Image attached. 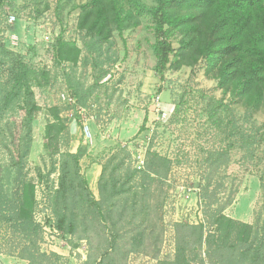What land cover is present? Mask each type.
Instances as JSON below:
<instances>
[{
    "label": "rangeland",
    "instance_id": "rangeland-1",
    "mask_svg": "<svg viewBox=\"0 0 264 264\" xmlns=\"http://www.w3.org/2000/svg\"><path fill=\"white\" fill-rule=\"evenodd\" d=\"M114 1L121 29L112 24L107 40L91 31L92 19L85 22L92 0H3L0 7V95L11 88L7 70L18 61L48 74V80L33 87L40 110L31 122L25 171L35 185V218L43 227L41 250L61 257L53 264H85L89 257L91 264L99 261L117 237L111 227L116 218L110 211L118 204L137 206L139 211L150 207L139 220L150 218L144 226L141 253L129 254L121 264H158L173 257L174 224L203 223L208 232L217 212L250 225L253 234L247 229L241 233L250 235L254 248L244 254L248 245L241 243L234 251L237 232H233L224 252L226 260L215 262L204 253L205 264H264V140L259 146L251 144L255 140L247 141L252 135H257V142L264 136V99L251 109L246 100L219 87L203 59L178 57L183 36L175 31L168 36L175 53L161 78L156 71L152 18L157 4L153 0ZM11 16L16 17L14 24L9 22ZM60 38L79 50L76 61L56 60ZM73 96L74 106L64 98ZM22 107L17 102L0 113V189L3 174L10 172L15 138L27 147L30 131ZM162 110L169 113L166 119ZM60 121L67 127L46 148L48 124L61 129ZM140 150L146 151V160L153 153L170 160L166 180H148L151 184L143 186L144 176L135 168ZM78 151L81 179L68 194L71 201L79 199L83 204L75 220L78 232L63 236L54 228L52 199L65 163L74 165L67 155ZM92 173L96 179L90 186ZM83 179L96 201L104 199L102 213L91 208ZM155 223L157 227L151 229ZM127 228L117 240L118 261L123 246L130 245L132 235L127 232L131 229ZM19 241L0 222V264H28L8 254L17 251ZM256 247H260L259 257Z\"/></svg>",
    "mask_w": 264,
    "mask_h": 264
},
{
    "label": "trees",
    "instance_id": "trees-1",
    "mask_svg": "<svg viewBox=\"0 0 264 264\" xmlns=\"http://www.w3.org/2000/svg\"><path fill=\"white\" fill-rule=\"evenodd\" d=\"M153 1L157 4L152 10V18L156 25L155 53L158 61L156 71L159 76L163 78L171 63V55L175 53L168 36L172 31L179 32L183 36V42L181 49L176 52L178 57L203 59L207 64V71L218 80L222 90L246 100L251 109L258 108L264 99V0ZM1 6L3 0H0ZM117 9L114 0L110 3L108 0H92L91 7L85 15V22L92 19L91 31L96 30L99 36H104L107 40L112 24L118 25L117 28L121 29L122 21ZM78 55L79 50L75 45L61 38L57 40L55 53L57 61H76ZM7 72L8 84L11 88L3 89V95H0V113L4 114L17 102L23 103L26 108H22L28 117L26 127L30 132L28 142L26 141L27 147L21 145L18 137L13 143L15 147L10 158V172L8 170L7 174H3V187L0 189V222L3 223V228L19 236L20 241L14 248L17 251H10L8 254H15L28 264H53L61 257L55 253L43 252L40 248L43 227L35 218V185L25 173L31 142V122L34 114L40 110L34 101L33 87L34 84L41 86V80H48V74L45 71H37L22 61L8 68ZM75 98L77 99L76 96ZM55 118L60 120L58 113L55 114ZM146 122L147 117L140 131L144 130ZM60 124H62L61 129H57L55 123L48 124L44 141L46 148H50L59 132L67 127L65 121H60ZM256 136H249L247 141L255 140L251 144L255 143L259 146L264 136L258 142ZM67 157L74 160V165L71 167L70 164L65 163L59 188L52 199V210L56 215L54 228L63 236L75 235L78 232V223L75 220L83 204V200L71 201L68 194L76 186V181L81 179L79 161L82 155L78 151L77 154L70 153ZM170 163L169 159L156 153L150 154L149 159L147 155L145 169L139 171L144 176L143 186H146L147 182L151 184L149 181L166 180ZM81 183L88 197H91L93 204L91 208L102 213L103 205L106 204L104 199L101 202L96 201L87 180L83 179ZM71 204L74 205L71 207ZM149 208L139 211L137 206L114 205L110 214L115 215L116 220L111 223V227L117 237L108 245L106 253L99 257V261H94L92 264H121L120 262L124 263L129 254L141 253L146 239L144 226L150 218L145 219V222L139 220L141 214ZM70 214L74 216L70 218ZM127 215L130 216L128 220ZM211 226L212 230L207 232L203 223H175V253L173 257L160 260L158 264H205L204 253L215 262L219 260V263H223L226 260L224 252L233 232H237L232 245L234 251L241 243L248 245L244 254L254 248L250 240V235L253 234L250 225L234 221L222 212H217ZM155 227H157L156 223L150 225L151 229ZM126 228L131 229L127 232L132 235L130 245L123 246L125 250L120 253L118 261L115 252L120 245L117 240L124 237L120 232L125 231ZM242 229L250 230V235L244 236L241 233ZM152 234L154 230L151 231ZM255 251L259 257L260 247H256ZM91 260L92 257H89L85 264H91Z\"/></svg>",
    "mask_w": 264,
    "mask_h": 264
},
{
    "label": "built area",
    "instance_id": "built-area-1",
    "mask_svg": "<svg viewBox=\"0 0 264 264\" xmlns=\"http://www.w3.org/2000/svg\"><path fill=\"white\" fill-rule=\"evenodd\" d=\"M9 22L11 24H14L16 22V17L15 16H11ZM65 100H68V104L74 106L75 103L73 101L74 97H68V99H66V97H64ZM75 100V99H74ZM162 114H163V119H166L169 115L168 111H163L162 110ZM85 132L87 135L90 136V129L89 127H85ZM135 160H136V165H135V168L137 171H142L145 169V163H146V151H143V150H140L138 151V153L135 155Z\"/></svg>",
    "mask_w": 264,
    "mask_h": 264
},
{
    "label": "crops",
    "instance_id": "crops-1",
    "mask_svg": "<svg viewBox=\"0 0 264 264\" xmlns=\"http://www.w3.org/2000/svg\"><path fill=\"white\" fill-rule=\"evenodd\" d=\"M91 176H92L93 178H91L90 186L95 185V179H96L94 173H92Z\"/></svg>",
    "mask_w": 264,
    "mask_h": 264
}]
</instances>
